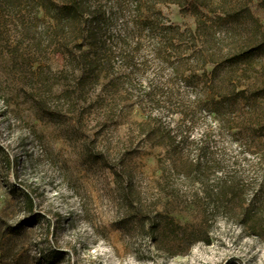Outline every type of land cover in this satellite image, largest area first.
<instances>
[{
  "label": "rangeland",
  "instance_id": "rangeland-1",
  "mask_svg": "<svg viewBox=\"0 0 264 264\" xmlns=\"http://www.w3.org/2000/svg\"><path fill=\"white\" fill-rule=\"evenodd\" d=\"M65 1L0 0V264H264V0Z\"/></svg>",
  "mask_w": 264,
  "mask_h": 264
},
{
  "label": "trees",
  "instance_id": "trees-1",
  "mask_svg": "<svg viewBox=\"0 0 264 264\" xmlns=\"http://www.w3.org/2000/svg\"><path fill=\"white\" fill-rule=\"evenodd\" d=\"M77 7H76V0H66L65 3H63L62 7L59 9L60 11L58 12L57 15H55L53 18L55 19V21H58V20H62V18H65V17H72V21L75 22L76 19L78 20L77 17ZM79 11V10H78ZM80 16L83 15V12L82 11H79L78 12ZM77 16V17H76ZM177 136H175L176 138ZM199 140V141H198ZM200 141L201 139L200 138H197V140H191L190 141V144H191V147L194 146L195 149H197V151L200 153L202 150H203V146L202 144H200ZM192 151L193 150H190V155L192 154ZM194 157H190V165L192 166H200V165H203L204 168L206 169H209L211 168L210 165H212V160H208V159H202L199 155H195L193 154ZM264 161V158L263 156H257L256 158V162L254 163V168L257 169V167H260L259 165L262 164V162ZM223 162V160H222ZM258 171V170H257ZM217 180H218V183L221 184L222 187H225V186H228V185H235L234 183H231L230 184V179H229V176H227L225 174L224 171H222L221 169V172H220V176H216ZM220 187V186H219ZM213 191V190H211ZM218 193H226L225 190H220Z\"/></svg>",
  "mask_w": 264,
  "mask_h": 264
}]
</instances>
